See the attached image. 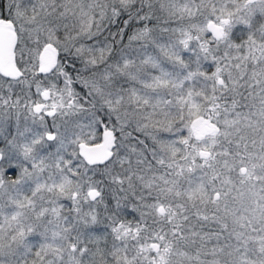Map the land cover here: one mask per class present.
Segmentation results:
<instances>
[{"label":"snow or ice","instance_id":"6c2138e0","mask_svg":"<svg viewBox=\"0 0 264 264\" xmlns=\"http://www.w3.org/2000/svg\"><path fill=\"white\" fill-rule=\"evenodd\" d=\"M0 264H264V0H4Z\"/></svg>","mask_w":264,"mask_h":264},{"label":"trees","instance_id":"16d2710c","mask_svg":"<svg viewBox=\"0 0 264 264\" xmlns=\"http://www.w3.org/2000/svg\"><path fill=\"white\" fill-rule=\"evenodd\" d=\"M0 8H3V2H0ZM113 31H115V28H113Z\"/></svg>","mask_w":264,"mask_h":264},{"label":"rangeland","instance_id":"374dc122","mask_svg":"<svg viewBox=\"0 0 264 264\" xmlns=\"http://www.w3.org/2000/svg\"><path fill=\"white\" fill-rule=\"evenodd\" d=\"M1 1L3 2V5H4V0H0V2H1Z\"/></svg>","mask_w":264,"mask_h":264}]
</instances>
